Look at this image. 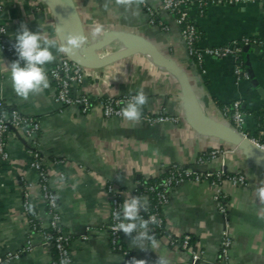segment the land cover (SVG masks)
Listing matches in <instances>:
<instances>
[{"label": "crops", "instance_id": "0c3cea01", "mask_svg": "<svg viewBox=\"0 0 264 264\" xmlns=\"http://www.w3.org/2000/svg\"><path fill=\"white\" fill-rule=\"evenodd\" d=\"M71 2L89 44L105 39L96 49L99 59L124 51L129 35L141 37L184 73L208 118L231 127L226 108L239 100L244 131L251 136L264 135V100L260 96V92L264 94V6L259 1L220 0L206 5L202 13L195 6L187 11L198 32V47L256 41L253 48L242 52L245 75L238 77L230 56H204L197 62L187 55L173 16L159 9L157 0H144L138 15L135 8L126 11L115 0ZM142 4L154 11L161 25L148 23ZM65 20L64 12L52 10L41 0L0 2V26L12 41L23 23L33 32L56 39L59 46L62 37L57 25ZM96 23L104 26V33L93 40L90 28ZM53 54L56 59L44 66L46 70L65 53L53 49ZM8 63L0 51V112L14 107L38 121L40 162L56 197L60 226L69 236L72 264H132L133 260L156 264L159 256H167L170 264H188V253L169 245L164 235L153 236L150 230L155 243L149 240L145 251L121 232L123 255L110 247L106 230L110 194L117 195L122 208L129 194L147 203L140 182L160 177L170 164L198 172L221 169L226 174L242 173L244 182L232 184L223 178L216 187L207 180L184 179L172 186L160 208L165 232L190 236L201 251L196 264H264V201L256 196V188L264 183V161L188 125L177 79L149 55L137 52L98 68H86L72 93L100 98L134 95L143 88L148 99L141 115H171L177 117L174 123L104 118L97 109L82 114L74 106L54 101V86L48 75V88L21 98L12 88ZM27 145L21 131L11 129L5 143L7 157L0 159V264H51L53 259V250L40 234L31 233L22 211V196L27 193L37 223L46 229V207L36 173L28 165ZM210 151L215 152L213 157L208 156ZM215 190L220 193L225 213L217 209ZM225 228L231 244L227 258L221 259L219 242ZM27 242L30 249L20 251ZM7 253L17 255L3 261Z\"/></svg>", "mask_w": 264, "mask_h": 264}, {"label": "built area", "instance_id": "2783aa9c", "mask_svg": "<svg viewBox=\"0 0 264 264\" xmlns=\"http://www.w3.org/2000/svg\"><path fill=\"white\" fill-rule=\"evenodd\" d=\"M9 0H0V2ZM159 9L167 11L173 16V20L179 29V34L183 42L184 49L190 57L195 61L200 62L204 56L222 58L230 56L235 60L233 66V73L238 77L245 75L236 59L239 57L242 49L245 46L255 43L254 40L243 39L240 42L234 41L230 44L216 46V47H198L196 42L198 39V32L195 26L188 19V8L195 6L199 13L208 4H215L220 0H157ZM232 3H247L251 1H259L264 6V0H227ZM143 8L148 14V23H157L161 25L160 21L156 19L154 11L142 4ZM14 41L9 40L4 35V28L0 26V51L6 56L9 63L16 60L17 54L12 47ZM81 57L82 52H76ZM87 67L73 61L67 54H64L58 61L54 62L47 68V75L54 86V101L65 106H74L80 113L87 114L93 109L99 110L104 118L120 117L119 112L122 107L126 105L128 100L133 95L120 96H105L100 98L91 97L87 94H73L72 87L82 82L85 76V69ZM229 115H226L231 128L247 138L252 144L264 151V141H259L258 138L249 136L243 129V113L241 111V104L239 100H234L226 108ZM147 124H154L160 122L174 123L177 117L165 115L161 113H144L141 119ZM242 121V123H241ZM11 129H19L24 138L28 140L26 148L29 157L28 165L36 173L38 185L41 192V197L44 200L46 213L48 216L46 229H43L36 221L33 211H29V202L27 193L22 196V211L26 217V222L31 233L40 234L43 243L48 245L54 252L51 264H61V261H67V264H72L71 255L69 251V236L62 230L59 223V215L57 213V201L54 193L47 185V176L44 167L40 162V153L37 148V136L39 134V124L36 118L20 113L14 107H8L0 112V159L7 157L5 150L6 137ZM261 135V134H260ZM215 155L214 151L208 152L209 157ZM164 174L157 180L151 183H145L144 180L140 182L142 193H145L149 199V206L145 207L140 212V216L145 220H150L155 217V223H149V229L153 236L164 235L167 242L171 246H177L189 255L188 264H196L201 257V251L197 249L191 242L188 234L181 236H173L164 230V220L160 212L161 206L167 201L169 190L172 186L179 184L184 179H191L193 181L207 180L212 185H219L224 178L232 184H242L244 176L242 173L226 174L219 169L215 172H198L188 167H179L174 164L167 165L164 169ZM110 187H108V191ZM213 199L216 201V206L219 212L225 213V207L218 190H215ZM122 205L115 194H110L108 205V223L106 230L108 232L110 247L126 255L121 243V232L116 229L115 225L119 223L115 216L117 212H121ZM123 217L121 216V220ZM231 244V239L227 229L221 231L219 242V257L221 259L227 258L228 249ZM30 249L29 243H25L20 251H27ZM15 253H7L3 261H8L15 257ZM124 264H129L126 261Z\"/></svg>", "mask_w": 264, "mask_h": 264}, {"label": "clouds", "instance_id": "9594fccd", "mask_svg": "<svg viewBox=\"0 0 264 264\" xmlns=\"http://www.w3.org/2000/svg\"><path fill=\"white\" fill-rule=\"evenodd\" d=\"M115 2L126 11H132L135 8L134 14L138 15V6L144 0H115ZM103 33L104 26L96 23L90 28L89 35L94 40ZM88 46L89 36L84 35L82 32L69 33L63 36L58 46L56 39L40 31L33 32L28 29L26 24L21 23L12 45L18 58L6 64L13 90L19 97L24 99H27L30 94L41 93L49 87L44 66L55 61L56 57L53 54V49L61 53L72 54L77 51H84ZM147 99L143 88H141L120 109L119 115L124 120L139 122L142 108L147 103ZM256 196L260 201H264V183L256 188ZM145 203L141 197L129 194V198L124 201L122 213H116L115 218L119 223L115 227L117 230L122 231L134 246L147 251L146 243L149 240L155 243L154 237L149 235V223H155L156 218L151 217L150 220H145L140 216ZM29 211H32L31 206H29ZM121 216L123 217L122 220ZM61 264H67V261L62 260ZM132 264H137V261L133 260ZM156 264H170V261L167 256H159L156 259Z\"/></svg>", "mask_w": 264, "mask_h": 264}, {"label": "water", "instance_id": "95a60500", "mask_svg": "<svg viewBox=\"0 0 264 264\" xmlns=\"http://www.w3.org/2000/svg\"><path fill=\"white\" fill-rule=\"evenodd\" d=\"M45 2L49 8L55 11H62L65 15V21L57 25V33L60 37L69 34L82 32L78 18L76 16L71 0H41ZM105 39L101 37L98 41L90 43L88 48L82 52L81 57L76 52L67 54L73 61L87 68H98L122 57L143 52L149 55L152 60L167 72L172 74L180 85L182 101L186 110V122L197 132L207 136L218 138L222 142L231 144L246 153L264 161V151L252 144L247 138L236 133L231 127L225 126L208 118L202 111L199 100L196 98L193 89L188 82L184 73L170 59L165 58L159 51L145 39L129 35V45L125 46L124 51H116L111 56L99 59L96 49L103 45ZM253 48V45L245 46L242 52L247 48ZM260 92V91H259ZM260 96L264 100V94L260 92Z\"/></svg>", "mask_w": 264, "mask_h": 264}, {"label": "trees", "instance_id": "16d2710c", "mask_svg": "<svg viewBox=\"0 0 264 264\" xmlns=\"http://www.w3.org/2000/svg\"><path fill=\"white\" fill-rule=\"evenodd\" d=\"M203 10H204V8L202 9V11H203ZM241 55H242V52L240 53L239 57L236 59V63H239V64H240V67L242 68L243 63H242V61H241ZM249 136H251V135H249ZM253 137L258 138L259 141H264V135H260V134L257 133V134H255V135H253ZM228 175H230V174H228ZM161 176H162V175H161ZM161 176H160V177H161ZM160 177H158V178H160ZM158 178H155V179H147V180H144V182H145V183H151V182L157 180ZM149 204H150V202H149V199H148V202L146 203V205L149 206Z\"/></svg>", "mask_w": 264, "mask_h": 264}]
</instances>
